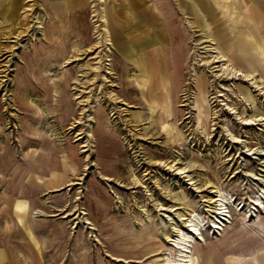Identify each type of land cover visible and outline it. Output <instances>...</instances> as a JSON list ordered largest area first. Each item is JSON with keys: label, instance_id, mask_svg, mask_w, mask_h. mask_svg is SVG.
I'll list each match as a JSON object with an SVG mask.
<instances>
[{"label": "rangeland", "instance_id": "obj_1", "mask_svg": "<svg viewBox=\"0 0 264 264\" xmlns=\"http://www.w3.org/2000/svg\"><path fill=\"white\" fill-rule=\"evenodd\" d=\"M112 1H0V264H264V55L189 24L147 96Z\"/></svg>", "mask_w": 264, "mask_h": 264}, {"label": "crops", "instance_id": "obj_2", "mask_svg": "<svg viewBox=\"0 0 264 264\" xmlns=\"http://www.w3.org/2000/svg\"><path fill=\"white\" fill-rule=\"evenodd\" d=\"M54 1L64 2L67 10L70 7L73 8L74 1L84 7L87 5V0ZM108 6L106 19L109 21L108 28L112 33L110 36H112L113 45L122 59L126 60L127 66L128 63L134 64L139 72L141 84L147 86L145 90L147 96L156 98L160 95V87L167 86L162 78H159L156 83L152 80V73L160 74L161 71L158 65H155L156 57L165 48L173 50L180 43H185V40L177 42L176 34L180 33V29L187 33L190 25L197 24V27L206 33L205 36L217 39L221 37V46L231 54L248 52L252 47V52L262 63L263 57L260 55H264V32L259 34L258 31H264V1L115 0ZM179 11L188 19L192 16L194 20L185 24L181 23L182 19L178 20ZM74 16L76 17L74 10H71L68 19ZM210 20L217 23L220 31L215 29ZM69 23L71 28L78 29L77 23V25ZM84 28L82 27L81 31ZM150 61V64L156 66L153 67V72L148 69Z\"/></svg>", "mask_w": 264, "mask_h": 264}, {"label": "bare ground", "instance_id": "obj_3", "mask_svg": "<svg viewBox=\"0 0 264 264\" xmlns=\"http://www.w3.org/2000/svg\"><path fill=\"white\" fill-rule=\"evenodd\" d=\"M223 48V47H222ZM248 53V52H247ZM240 54V53H239ZM235 55V56H232V57H228L226 55H222L221 59H217L216 63H219V62H224V61H227V62H230L231 65L233 66L232 69H233V74H236V76H242L243 78H245V81H252L253 78L251 76V74L247 75L245 73H243V71L239 70L241 68H247V66H244V62L249 64L248 68H252L254 70H260L258 66H256L254 63H253V58H252V54L248 53L246 54V56H248V58L246 60H244V58H242V55L243 53ZM240 59H243V60H240ZM244 61V62H243ZM226 62V63H227ZM252 75H254L252 73ZM195 230V229H194ZM177 245V244H176ZM185 250V249H184ZM188 257V256H187ZM185 261V260H184ZM181 264V263H180Z\"/></svg>", "mask_w": 264, "mask_h": 264}]
</instances>
